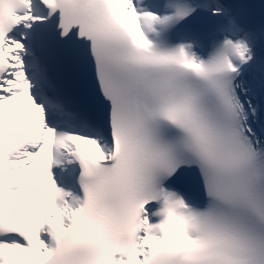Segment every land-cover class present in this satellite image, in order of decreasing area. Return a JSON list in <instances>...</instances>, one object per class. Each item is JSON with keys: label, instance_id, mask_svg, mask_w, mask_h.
Wrapping results in <instances>:
<instances>
[{"label": "snow or ice", "instance_id": "6c2138e0", "mask_svg": "<svg viewBox=\"0 0 264 264\" xmlns=\"http://www.w3.org/2000/svg\"><path fill=\"white\" fill-rule=\"evenodd\" d=\"M0 264H264V0H0Z\"/></svg>", "mask_w": 264, "mask_h": 264}]
</instances>
